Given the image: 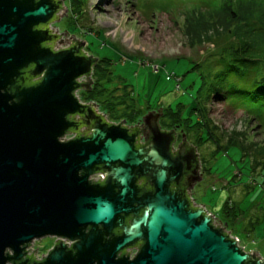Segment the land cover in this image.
<instances>
[{"label":"water","instance_id":"95a60500","mask_svg":"<svg viewBox=\"0 0 264 264\" xmlns=\"http://www.w3.org/2000/svg\"><path fill=\"white\" fill-rule=\"evenodd\" d=\"M65 10L63 0H0V264H264L171 187L193 155L171 154L161 106L141 116L151 140L137 147L124 120L109 125L104 113L94 115L95 102H81L76 92L90 87L96 57L77 38L58 51L45 45L46 24ZM29 64L39 78L23 84ZM75 113L92 125L90 135L61 140ZM99 168L103 183L90 178ZM139 175L149 176L151 190L138 194ZM48 235L56 242L42 261L23 258L26 245ZM136 241L133 257L117 256Z\"/></svg>","mask_w":264,"mask_h":264},{"label":"rangeland","instance_id":"374dc122","mask_svg":"<svg viewBox=\"0 0 264 264\" xmlns=\"http://www.w3.org/2000/svg\"><path fill=\"white\" fill-rule=\"evenodd\" d=\"M184 1L87 0L83 14L74 16L69 11L68 0H63L66 15L62 14L54 20V26L58 32L65 31L64 36L73 34L83 41L85 54L96 57L89 73L91 86L87 90L78 89L77 96L83 102L88 101L82 97L94 87L98 89L99 85L94 81L98 80V74H102L100 84L108 90L116 88L113 95H119L122 87L127 85L138 106L145 109L161 106L165 110L164 107L169 105L174 109L175 104L180 102L184 106L183 117H186L194 105L193 94L198 86L196 70L191 67L207 55L211 46L207 43L195 47L189 45L185 35L187 11L183 13ZM102 58L107 64L100 65L106 71L97 67V61ZM206 117L211 122L210 132L220 141H200L197 135L194 138L204 171L192 189L195 202L220 220L227 219L220 210L226 199L231 200L233 205L237 204L241 211H238L235 220H229L225 231L229 230V236L237 237V245L243 251L254 250L262 256L264 169L261 163L264 156L246 155L238 145L228 146V142L230 137L241 133L248 135L250 141L263 145L264 126L223 97L210 101ZM105 118L117 121L106 114ZM70 137L71 134L67 133L61 140ZM234 141L240 144L238 138ZM55 239V236L35 239L30 247H26L27 251L35 249L36 257L46 255L53 248Z\"/></svg>","mask_w":264,"mask_h":264},{"label":"trees","instance_id":"16d2710c","mask_svg":"<svg viewBox=\"0 0 264 264\" xmlns=\"http://www.w3.org/2000/svg\"><path fill=\"white\" fill-rule=\"evenodd\" d=\"M86 3L87 0H68L67 5L72 15L80 16ZM183 7V13L187 11L184 25H187L185 35L189 45L195 47L207 43L211 48L191 67L196 70L198 86L188 115L183 117L184 106L177 102L174 109L170 105L164 107L161 123L165 126L180 123L193 141L196 135L200 141H220L210 132L211 122L206 115L210 101L223 97L264 126V0H186ZM105 61L104 58L97 61L101 71H106L100 65L107 64ZM101 75L98 74V80L94 81L99 85L98 89L94 87L82 97L83 100L95 102L99 110L113 120L137 121L149 107L138 106L127 85L122 87L119 95H113L116 88L108 90L100 84ZM247 137L236 133L230 137L228 146L238 145L246 155L264 156V144ZM237 138L240 144L235 143ZM261 165L264 169V157ZM262 181L264 183V178ZM220 210L227 219L219 220L227 228L229 220H235L240 209L226 199Z\"/></svg>","mask_w":264,"mask_h":264},{"label":"flooded vegetation","instance_id":"af4514ba","mask_svg":"<svg viewBox=\"0 0 264 264\" xmlns=\"http://www.w3.org/2000/svg\"><path fill=\"white\" fill-rule=\"evenodd\" d=\"M46 27L50 31V36L52 38L49 41L45 42V45L50 46L53 49V51L66 49V48L71 47L77 43L76 38H72V37L65 38V36L63 34L58 32L56 30V27L54 26V21H52V20L49 21L46 24ZM64 40H67V42L65 43ZM63 42L65 43L64 45L58 44V43H63ZM83 48H84V46L80 49H81V51L84 52ZM31 67L32 66L29 64L24 69L21 70L22 71L21 77H23V80H24L23 84H24V82L26 83V78L30 80L29 83H34L39 78L38 76H31L27 73V71L29 69H31ZM79 90H81V89H79ZM80 100H81V102H83L82 99H80ZM159 108L160 107L149 108L145 111V113L148 111L157 112V110ZM161 110H163V109H161ZM163 111H161L162 113L160 114V116L158 118V126H159L160 131H171L173 134V141L171 142V145H170L171 154L173 156H175L179 153L180 150H182V152H185L189 155L190 154L193 155L190 157L188 156L189 157L188 162H186L184 165L183 172L181 175V179L179 180V182L177 184L172 183L171 187L179 189L183 194H185L192 201L193 205H197L195 202V198H194L192 189H193L194 185L196 184V182H198V180H200L202 178L203 173H204L203 168H202V164H201V157L199 156V153L197 152L196 145L193 143L191 134L189 132L184 131V128H182V126H180V123L174 122V123H170L166 126L163 123H161V118H162L163 113H164ZM98 113H102V111L99 110V108H95L94 115H98ZM145 113H143V114H145ZM67 118L69 119V121L72 122V126H70L66 129L65 134H67V133L71 134L70 138H75V137H80V136L86 137V136L90 135L92 125L85 124L84 122H82L80 114H77V113L70 114L67 116ZM104 121L107 122L109 125L113 124V123L114 124L119 123L118 121L113 122V121H110L107 119L102 120V122H104ZM92 122H94V120ZM121 126L127 127L128 133H134L135 134L134 144L137 147L145 146L151 140L150 139L151 132H150L148 124L142 122L139 119L135 122H130V123L124 122L121 124ZM95 172L96 173L101 172V174H102V172L105 173L102 168L97 169V171H95ZM105 179H106V176L103 175V177L97 179L96 182L103 183ZM134 184L136 185V188L138 189V194H141L145 191H149L152 189V186L150 185V182H149V176L148 175L137 176L135 178ZM132 215H133L132 213L128 214L125 217V222H129ZM112 233L117 235L120 232H119L118 228H113ZM107 237H109V236H107ZM64 240H66V239H64ZM66 241H67L66 242V249H70L72 242L69 240H66ZM55 242H56V239L54 240L53 247L55 245ZM141 244H142L141 241H136L131 245L125 246L117 252V256L133 257L137 253ZM30 246H31V243L26 245L27 248ZM26 247L24 249V257L23 258H28L30 262L31 261L40 262L44 259L45 254H42L40 257H36V256H34L33 252H31L30 250L27 251L28 249Z\"/></svg>","mask_w":264,"mask_h":264},{"label":"built area","instance_id":"2783aa9c","mask_svg":"<svg viewBox=\"0 0 264 264\" xmlns=\"http://www.w3.org/2000/svg\"><path fill=\"white\" fill-rule=\"evenodd\" d=\"M102 178L103 177V175L101 174V173H94V174H92L91 175V177L90 178H92L93 180H97L98 178ZM207 213H211L212 214V217H214V218H212V223H213V225L214 226H216L217 224H219L218 226L219 227H223L222 229L225 231L226 230V228H225V226H224V224L218 219V217H217V215H215L213 212H207ZM226 232V231H225ZM229 232V231H228ZM230 233V232H229ZM231 234V233H230ZM230 237H234V238H236L235 236H230ZM237 239V238H236ZM238 240V239H237Z\"/></svg>","mask_w":264,"mask_h":264},{"label":"bare ground","instance_id":"6f19581e","mask_svg":"<svg viewBox=\"0 0 264 264\" xmlns=\"http://www.w3.org/2000/svg\"><path fill=\"white\" fill-rule=\"evenodd\" d=\"M48 236H49V235H48ZM36 239H37V238H36ZM38 239H39V238H38ZM34 240H35V239H33V241H34ZM33 241H32V242H33ZM32 242H31V243H32Z\"/></svg>","mask_w":264,"mask_h":264},{"label":"clouds","instance_id":"9594fccd","mask_svg":"<svg viewBox=\"0 0 264 264\" xmlns=\"http://www.w3.org/2000/svg\"><path fill=\"white\" fill-rule=\"evenodd\" d=\"M78 95V94H77Z\"/></svg>","mask_w":264,"mask_h":264}]
</instances>
